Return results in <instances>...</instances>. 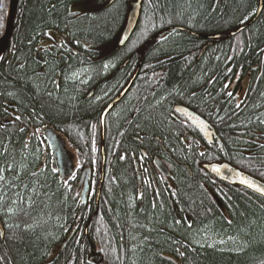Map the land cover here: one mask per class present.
<instances>
[{
	"label": "trees",
	"instance_id": "1",
	"mask_svg": "<svg viewBox=\"0 0 264 264\" xmlns=\"http://www.w3.org/2000/svg\"><path fill=\"white\" fill-rule=\"evenodd\" d=\"M8 1L0 0V28L5 27ZM66 1H56L49 10L48 0H20L13 40L17 54L10 58V45L0 62V169L4 170L0 180V264H94L89 254L96 247L95 239L104 254L98 264H264V198L241 187H227L221 190L224 201L218 199L228 215L221 214L208 194V188L213 191L214 187L202 165V152L191 156L183 151L177 126L170 119L179 103L191 102L194 107L215 111L207 117L224 139V146L216 148V157L264 180V81H260L264 80V11L250 23L258 0H145L139 29L126 48L130 49L131 67L133 61H140L135 81H164L161 93L152 96L145 85L141 97L146 96V108L137 118L140 126L124 135L116 128L110 135L114 146L121 138L120 147L113 146L111 151L114 163L112 169L105 170L99 211L87 219L91 242L83 234L80 244L69 242L60 248L70 227L80 216L88 215V205L81 204L79 178L62 179L53 168L50 152L35 138L26 139L21 129L30 125L29 117L39 125L70 127L73 133L68 137L81 167H92L97 159L101 168L102 150L95 146V135L75 132L96 121L97 110L82 99L76 84L65 83L57 89L50 80L54 68L42 76L32 57V40L43 30L63 23L58 14L63 13ZM110 24L113 27L114 22L86 18L80 29L91 41L97 39V29L105 33ZM245 24L243 31L229 36ZM188 28L228 35L213 40L198 59L203 37L187 32ZM159 29L168 33L156 44L152 35ZM111 38L98 36L97 41ZM254 66L260 69L252 71V79L260 86L256 90L252 87L248 105L238 108L234 100L223 102L219 83L234 79L239 72L246 77ZM205 81H212L211 97L201 94L190 99V90ZM13 109L19 119L8 112ZM138 129L148 136V142L164 146L177 161L188 165V169L175 167L172 179L161 181L162 196L156 197V207L147 197L142 209L140 204L145 200H137L133 156L124 152L137 149L139 143L131 136ZM106 152L112 156L108 149ZM171 199L182 224L176 222ZM213 240L216 242L210 244Z\"/></svg>",
	"mask_w": 264,
	"mask_h": 264
},
{
	"label": "flooded vegetation",
	"instance_id": "2",
	"mask_svg": "<svg viewBox=\"0 0 264 264\" xmlns=\"http://www.w3.org/2000/svg\"><path fill=\"white\" fill-rule=\"evenodd\" d=\"M48 1L50 4L48 9L50 10V8H54V6H56V1L58 0L55 2H53V0ZM134 1L136 0H67L65 2V7L62 8L63 13L58 14L60 16V21L63 23L43 30L41 34L37 35V37L32 40L34 46L32 57L33 60L39 65V73L42 76H45L47 75L49 68H54L53 77L50 80L54 81L57 89L60 90L65 83L76 84L80 90V93H82V99L86 100V102H91L98 114V121H91V125L83 129L79 128V130H75V132L87 131L95 135V146L100 145L102 152L103 150L105 151V157L102 153L100 169L98 167L97 159L94 163V166L81 167V159L79 154L77 150H75V147L71 144V140L68 137L73 133L72 131H69L70 127L63 128L59 126L57 128L56 126L45 122L42 125H39V121L29 117L28 120L31 122L29 121L30 125L28 128L23 126L21 129L22 131L26 132V139L31 140L32 138H35L42 143L44 149L47 152H50L49 154H51V160L53 163V152L49 141L45 136L46 128H53L66 142L68 150H70L74 157L75 171L70 178L76 176L79 178V198L81 204L88 205V215L85 218L80 216L77 222L70 227V231L66 234V236L72 234L70 242H76L77 244L83 242V234H85L87 236V240L91 242V238L88 234L90 225L87 219L89 215H95L99 211V206L102 201V193L99 192V189L102 187L101 185L104 181L105 170L112 169L114 163V154L111 153V151L115 142L114 137H110V135L113 134L116 128L119 129L120 134L124 135L129 134L133 127H139L140 124L137 122V118L146 108V96L141 97L145 92L144 86L147 85L151 92L150 94L152 96H156L160 95V86L164 83V81L134 80L123 97L118 102H116L111 110L107 113L105 117L104 128L102 117L105 110L118 98L125 87L130 83L131 79L134 76L137 77L139 75L141 70L139 60L133 61V66L131 67V53L130 49L126 47L132 37L123 46L119 45L120 35L126 26L130 8ZM223 1L224 0H222V2ZM144 2L145 0H143V3ZM259 8L260 0H258L257 13ZM263 11L264 4L260 14H262ZM256 15L253 17V19L256 17ZM142 16L143 14L141 12V16L134 33L139 29ZM86 18L92 21H99L100 19H103L110 23L114 22L113 27L110 24L111 29H108V31L105 33H101L100 29H97V31L95 30L97 35L94 37H97V39L98 36H104L106 39L108 37H112L111 40L106 42L105 39L103 43H99L97 39L90 41L89 37L83 36L80 25ZM98 27L101 28L100 26ZM179 27L180 26H176L175 29ZM181 28L185 27H180L179 29ZM236 30L237 29L232 30L230 33ZM15 32L16 30L14 29L7 44V47L11 45L13 49V53L10 58H14L17 54L16 45L13 42ZM187 32H192V34L198 37H203L202 48L206 46V44L213 42V39L210 37L212 35L223 34V37L227 36L228 34L230 35V33L227 34L223 32L213 34L197 33L196 31H193L189 28L187 29ZM167 33V30L163 31L159 29L158 31H155L152 35V38H154V43H161L163 41V35H166ZM3 34H0V38H2ZM223 37H220V39ZM262 52V59L264 60V48ZM1 61L2 59L0 62ZM259 69V66H254L246 77H242V72H239L234 79L220 82L218 89L222 101L227 102L234 100L237 105H240L241 108L247 106L252 87L254 90H256L260 86L259 81H253L252 79V71L257 72ZM47 81H49V79H47ZM147 83H149V85ZM182 83H178V86H182ZM211 84L212 81H205L200 84V86H196L194 89H191L189 94L190 99H194L201 94L205 95L206 98H210V92L211 90L213 91ZM229 92L232 93L231 96L228 95ZM192 104L193 103L191 102L175 104L173 110L171 111L170 119L171 122L177 126L176 133H178V139L183 146V151L187 155L191 156L194 155V152H202L201 154L204 156L205 161L202 165H204L206 168L209 176L208 180L214 187L213 191L208 188V194L212 198L211 200L214 205H216V207L220 210V213L225 217L228 215L227 208L223 203H221L222 201L219 202L220 198L223 200L221 190L226 191L227 187H241L264 198V196L242 185L232 184L224 181L217 175L210 172V170L207 168V165L215 163H228L235 168H238L243 172H246L264 181L250 172L239 168L232 162L216 157V148L224 146V139L223 135H220L216 129V126L207 117L212 114L215 115L216 112H209V110L206 111L201 109L200 106L194 107ZM131 106H133L132 111L128 113V110ZM180 107L189 108L195 111L208 122L209 128L212 131L211 140L207 139L202 131L192 124L185 114L179 111L178 108ZM8 112H10V115L13 116L14 119L19 117V114L14 109L11 111L8 110ZM116 120L119 121L118 125L114 128V123ZM98 133L101 134L100 144L98 142ZM131 139L139 143L137 147L139 152L137 153V149L135 148H132L134 150L131 152L134 163L133 169L136 171L137 184L139 185L137 200H145L142 202V204H140V208L142 209L146 203V198L150 197L153 201V205H155L154 207H156V197L160 198L162 196L160 195L161 190L159 189L161 181H165L167 179L171 180L173 176L172 172L175 167L180 168V165H183L188 169V165L186 163L180 164V162L177 161L170 154V152L164 148V146L158 147L159 145L154 144L153 141L148 142V136H145L141 129H138L137 134L135 136H131ZM120 140L121 138H118L114 149H118L120 147ZM107 149L110 151L109 153L112 156L108 157L106 152ZM174 149L176 152L179 151L175 144ZM157 161H160L164 164L166 170L169 172L168 174H165L161 170L157 164ZM76 162H78L80 165L78 166V163ZM62 179L69 180L66 178ZM170 185L173 187L172 184ZM206 186H209V184H206ZM170 204L173 206V209L176 213L175 215L177 217V224H182L183 218L174 205L173 199H171ZM188 221L190 223V218ZM95 242L96 247H94L92 252L89 254V259L94 264H98V260L102 258V255L104 258V254L102 251H100L101 247L99 246L97 239H95Z\"/></svg>",
	"mask_w": 264,
	"mask_h": 264
},
{
	"label": "water",
	"instance_id": "3",
	"mask_svg": "<svg viewBox=\"0 0 264 264\" xmlns=\"http://www.w3.org/2000/svg\"><path fill=\"white\" fill-rule=\"evenodd\" d=\"M142 2L143 0H136L132 3V6L130 8L128 20L126 23V26L124 27L119 40V45L123 46L128 42V40L131 38L132 34L134 33L138 21L140 19L141 15V9H142ZM19 0H10V7H9V16L7 20L6 25V31L2 38H0V59L3 55V53L6 50V46L8 44L9 39L11 38L12 32L14 30L15 25V19H16V13L18 8ZM263 9V0H260V8L256 15V17L250 22L252 23L254 20L257 19L258 15L261 13ZM247 26V25H246ZM246 26H242L238 28L236 31H233L230 33V36H234L237 33L241 32L246 28ZM184 29V28H182ZM223 34H215L210 36L212 39H218L220 37H223ZM212 45L211 43H208L206 46H204L202 54L208 49L209 46ZM135 76L131 79L130 83L125 87L123 92L118 96V98L112 102L107 109L105 110L102 121L105 128V117L107 113L111 110V108L114 106L116 102H118L123 95L127 92V90L132 85L133 81L135 80ZM180 112L185 114L187 118L190 120L192 124H194L196 127H198L202 133L207 137V139L211 140L212 138V131L209 128L208 122L199 114H197L195 111L180 107L178 108ZM45 136L49 141V144L51 146L52 152H53V166L56 171L60 173L61 178L69 179L73 173H74V157L70 150L67 148L66 142L57 134V132L53 128H46L45 130ZM158 166L161 168V170L168 174L169 172L166 170V167L164 164L160 161H157ZM207 168L215 175H217L220 179L227 181L232 184H238L242 185L260 195H262L260 192L256 191L257 187L264 188V181L246 173L242 170L235 168L234 166L228 164V163H215L207 165ZM215 169H219V172L215 171ZM243 180L251 181L253 184V187H248L247 184L243 183ZM85 195V193H84ZM264 196V195H262ZM72 238V234L69 235L63 243L60 245V248L65 247L69 241Z\"/></svg>",
	"mask_w": 264,
	"mask_h": 264
},
{
	"label": "snow or ice",
	"instance_id": "4",
	"mask_svg": "<svg viewBox=\"0 0 264 264\" xmlns=\"http://www.w3.org/2000/svg\"><path fill=\"white\" fill-rule=\"evenodd\" d=\"M106 67H107V66H106ZM228 95L231 96L232 93L229 92ZM237 107H240V105L238 104ZM17 119H19V117H17ZM262 122H264V121H262ZM26 146H27V145H26ZM121 159H124V157L122 156ZM3 171H4L3 169H0V180H3V179H4ZM215 171L219 172V169H215ZM242 182L245 183V184H247L248 187H253V184H252L251 181L243 180ZM256 191H258V192H260L262 195H264V188L257 187V188H256ZM141 196H142V194H141ZM153 206H155V205H153ZM9 211H11V209H10ZM2 235H3V233H0V236H2Z\"/></svg>",
	"mask_w": 264,
	"mask_h": 264
},
{
	"label": "bare ground",
	"instance_id": "5",
	"mask_svg": "<svg viewBox=\"0 0 264 264\" xmlns=\"http://www.w3.org/2000/svg\"><path fill=\"white\" fill-rule=\"evenodd\" d=\"M263 4H264V0H263ZM242 26H246V24L245 25H242ZM241 26V27H242ZM240 28V27H239ZM182 29V28H181ZM243 31V30H242ZM204 48V47H203ZM203 48L201 49V51H200V53H199V56H198V59L199 58H201L203 55H204V53L207 51V49H206V51L202 54V51H203ZM169 59H171V58H169ZM171 60H173V59H171ZM171 60H169V61H171ZM76 130H79V128L78 129H76ZM83 132V131H82ZM124 152L125 153H128V152H130V154H131V152H132V150H130V149H128L127 148V150L126 149H124ZM103 155H104V157H105V151L103 150ZM180 164H182V163H180ZM181 167L183 166V165H180ZM211 172V171H210ZM88 234H89V237H90V232H89V230H88ZM66 237V236H65ZM65 237H64V239H65ZM68 237V236H67ZM66 237V238H67Z\"/></svg>",
	"mask_w": 264,
	"mask_h": 264
},
{
	"label": "rangeland",
	"instance_id": "6",
	"mask_svg": "<svg viewBox=\"0 0 264 264\" xmlns=\"http://www.w3.org/2000/svg\"><path fill=\"white\" fill-rule=\"evenodd\" d=\"M8 4H9V1H8ZM7 10H8V7H7ZM7 10H6V14H5V24H6V20H7ZM4 31H5V27H3V28H0V34H3L4 33ZM135 45L137 46L138 44L137 43H135ZM76 163H78V162H76ZM80 164L78 163V166H79ZM214 242H216V241H209V243L210 244H214ZM235 243L233 242V245H234Z\"/></svg>",
	"mask_w": 264,
	"mask_h": 264
}]
</instances>
